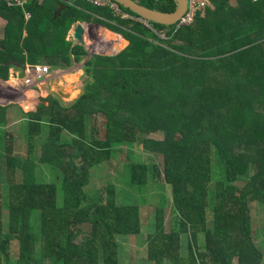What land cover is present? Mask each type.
<instances>
[{
    "label": "trees",
    "instance_id": "obj_1",
    "mask_svg": "<svg viewBox=\"0 0 264 264\" xmlns=\"http://www.w3.org/2000/svg\"><path fill=\"white\" fill-rule=\"evenodd\" d=\"M134 1L165 13L177 9L175 0ZM211 6L175 32L122 6L128 17L86 0L30 1L29 20L23 10L0 4V17L8 22L0 38L5 82L14 64L70 67L73 58H86L81 45L66 40L77 21L129 42L114 56L87 59L75 102L64 106L42 95L36 110L24 113V158L15 151L14 133L2 136L7 182L0 189V264H120L117 236L140 232V205L119 204L113 184L87 185L91 167L110 160L113 150L131 147L157 160L127 158L128 183L144 187L162 176L171 195L174 221L166 228L164 208L154 209L145 259L260 264L264 254L255 247L250 220L252 204H264V0H211ZM20 100L27 103L28 97ZM5 112L0 107V126ZM44 125L48 132L37 156ZM160 131L162 139L149 136ZM214 155L222 171L216 181ZM38 159L56 170L55 180L39 177ZM35 211L39 234L33 232Z\"/></svg>",
    "mask_w": 264,
    "mask_h": 264
},
{
    "label": "rangeland",
    "instance_id": "obj_2",
    "mask_svg": "<svg viewBox=\"0 0 264 264\" xmlns=\"http://www.w3.org/2000/svg\"><path fill=\"white\" fill-rule=\"evenodd\" d=\"M117 13H121V11H116ZM77 30L74 28V31ZM73 31H70L68 34V38H71ZM164 37L163 35H161ZM73 38V36H72ZM74 39V38H73ZM99 44L101 42L99 41ZM81 45V44H80ZM84 47V45H81ZM79 80V79H78ZM86 81V76L84 75V80L71 79L64 80L61 79L58 85L56 86L57 94H59V99H70L76 96L75 90H77L80 86L81 90H83L84 84ZM17 94V93H16ZM75 95V96H74ZM16 96V95H15ZM13 100L22 99L14 96H10L9 94H4L2 87L0 86V100L6 99ZM11 98V99H10ZM11 112H9V117L11 118L14 115L18 114V119L15 123H13L12 127L2 128L0 129V189L7 182V159L4 154V139L2 132H6L8 130L13 132L16 137V152L20 155V159L24 158L23 156L27 153V131L28 126L25 119L21 115V108L18 105H14L11 107ZM261 112V110H259ZM102 123L99 122V126ZM48 132V126L44 125L42 130V135L38 138V142L35 147V154L37 156L40 155V142L44 140ZM150 137L154 139H162L164 138L163 131L155 132L149 134ZM67 138V136H65ZM124 146H121L123 148ZM127 158L130 160H136L139 162H148L152 163L157 160V156L153 155V153L144 154L142 150L138 147L128 148V151L118 153V150H113L112 157L108 161H104L98 165H95L89 170V184L88 188H93L94 186L101 184H113L116 189V199L119 204H136L140 205V213L139 220L141 229L137 234L132 235H118L117 241L119 243V261L120 264H152L147 259L146 256V238L148 234L152 231L154 225V209L158 206H162L164 208V213L166 214V228L170 227L171 218L173 220V215L171 216L172 208H171V200L169 194V188L163 181L162 176L156 177L154 182H149L144 187L134 186L128 183L127 180V169H126V161ZM160 158V157H158ZM218 156L214 155L213 158V179L214 181L220 179L222 176V171L220 170L217 162ZM159 161V159H158ZM20 166V163H19ZM52 167L48 164L42 163L39 159L36 161V172L39 177H44L47 181H53L55 178L53 177L55 173V169H51ZM126 169V170H125ZM54 171V172H53ZM59 173V172H58ZM60 174V173H59ZM56 177V173H55ZM59 190L61 191V184ZM92 190V189H87ZM140 192V194H139ZM60 201L61 198H60ZM208 216H211L210 207L208 209ZM174 221V220H173ZM32 226L33 232L35 234H39V218L38 212L35 211L32 214ZM84 232L89 231V224H83L82 226ZM250 228L251 235L257 250L264 254V204L255 202L251 207V220H250ZM200 239L204 240L203 234H200ZM185 253V247L183 250ZM49 264V262H46ZM230 264H239L237 258H231ZM260 264H264V256L260 261Z\"/></svg>",
    "mask_w": 264,
    "mask_h": 264
},
{
    "label": "crops",
    "instance_id": "obj_3",
    "mask_svg": "<svg viewBox=\"0 0 264 264\" xmlns=\"http://www.w3.org/2000/svg\"><path fill=\"white\" fill-rule=\"evenodd\" d=\"M32 1H36L41 4L44 0H32ZM77 1L78 0H76L75 4H77ZM29 3H26L25 5L20 7H8V8H19L23 10L25 19L29 20L31 17V13L26 11L25 8L26 5H28ZM232 3H233L232 5H234V1H232ZM0 4H4V3H0ZM211 7H213V5ZM208 11L209 10L203 12L201 16L202 17L205 16ZM7 23L8 22L5 18L0 17V38L4 37ZM77 24H84L87 27V41L83 47L87 52L86 58L81 57L79 62H76L75 59L73 58L72 66L55 67V68L50 67V71L45 74H41L34 71V68L23 69L20 66L14 64L9 70L8 81L5 82L3 79H0V86L2 87L4 94L6 93V95L9 94L10 96L12 95L17 98L28 97V100L26 101L27 103H23L22 100H20L19 102V99H15V98L13 100L11 98H10L11 100H7V98L0 100V107L6 108L5 125L0 126V129L4 127L5 128L9 127L10 129V127L13 126L12 124L17 121L18 114L12 116L11 118L9 117V112H11L10 111L11 107L14 105L20 106L21 108L20 113L23 116V119H25V121L28 122V119L26 118L24 113H28L30 111L36 110L35 104L39 103L38 98L42 95H46V96L52 95L53 97L57 98L59 102L64 106H68L72 104L82 94L83 90H81L80 88L81 86L77 90H75L76 96L74 95L75 96L74 98L71 97L70 99L61 100L59 99L58 96L59 94H57V89H56V86L58 85L59 81H61V79L64 80L77 79V81L84 80L85 62L91 55L97 54V55L114 56L120 51L124 50L129 45V42L126 39H124L121 35L113 33L103 26L96 24L95 25L86 24L80 21L73 23L71 29L68 31V34L70 31H73V34L71 35V38H68L67 35L66 40L72 42L73 45L76 44L80 45V43L77 41V39L74 36L76 32V30L74 31V28H76ZM72 36L74 39L72 38ZM99 41L101 42V44H99ZM41 65L44 64H39L37 66H41ZM5 131L7 132L8 130ZM4 133L5 132H2L3 136Z\"/></svg>",
    "mask_w": 264,
    "mask_h": 264
},
{
    "label": "water",
    "instance_id": "obj_4",
    "mask_svg": "<svg viewBox=\"0 0 264 264\" xmlns=\"http://www.w3.org/2000/svg\"><path fill=\"white\" fill-rule=\"evenodd\" d=\"M118 7L122 6L126 9L137 14L146 22H153L157 24L164 25L166 27H171L186 12L187 1L186 0H175L177 3V9L171 13L160 12L157 10L150 9L146 6H143L134 0H111ZM63 7H60L54 15V19L61 13ZM75 38L81 45H85L87 41V27L84 24H77V30L74 34Z\"/></svg>",
    "mask_w": 264,
    "mask_h": 264
},
{
    "label": "built area",
    "instance_id": "obj_5",
    "mask_svg": "<svg viewBox=\"0 0 264 264\" xmlns=\"http://www.w3.org/2000/svg\"><path fill=\"white\" fill-rule=\"evenodd\" d=\"M32 0H0V3H4L8 7H20L25 5L26 3H29ZM60 2L64 3L65 5H74L76 3V0H59ZM88 3L92 4L95 7H110L111 9L116 11H119L120 8L111 0H86ZM187 1V7L185 14L181 17L179 21H177L173 27V31H178L180 28L185 26L192 25L197 15L200 13H203L208 7L211 6V0H186ZM117 13V12H116ZM121 14L123 17H127L126 14ZM146 22V21H144ZM34 71L45 74L50 71V67L47 65H41V66H35Z\"/></svg>",
    "mask_w": 264,
    "mask_h": 264
}]
</instances>
